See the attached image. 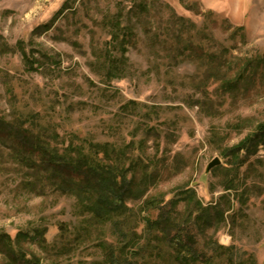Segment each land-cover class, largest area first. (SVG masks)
<instances>
[{
	"label": "rangeland",
	"instance_id": "obj_1",
	"mask_svg": "<svg viewBox=\"0 0 264 264\" xmlns=\"http://www.w3.org/2000/svg\"><path fill=\"white\" fill-rule=\"evenodd\" d=\"M171 9L209 26L213 41L204 39L206 53L230 49L225 66L232 76L249 62L238 90L224 91L219 78L208 79V60L175 64L157 56L166 45L156 42L155 28L168 35ZM116 14L138 39L127 45L120 77L111 78L100 50ZM27 56L37 60L35 67ZM29 109L51 118L61 144L78 134L118 147L129 144L128 155L150 161L155 175L145 196L130 201L126 223L135 243L148 247L146 258L136 261L171 264L168 256L155 257L141 203L194 190L204 205L226 207L223 195L231 198L225 222L200 235L201 245L230 248L223 258L233 253L236 264H264V147L240 167L232 151L264 124V0H0V116L11 120ZM8 152L0 139V232L12 238L30 232L32 238L21 244L43 264H99L108 255L102 240L119 246L114 229L98 223L86 240H76L83 227L75 198L30 190L23 183L27 168ZM216 157L221 162L207 170ZM228 184L235 187L227 190ZM185 200L179 217L187 202L193 206ZM37 228L43 234L34 238ZM5 261L0 252V263Z\"/></svg>",
	"mask_w": 264,
	"mask_h": 264
},
{
	"label": "trees",
	"instance_id": "obj_2",
	"mask_svg": "<svg viewBox=\"0 0 264 264\" xmlns=\"http://www.w3.org/2000/svg\"><path fill=\"white\" fill-rule=\"evenodd\" d=\"M120 17V14H116L111 18L108 24L109 39L100 50L111 78L118 77L119 72L124 71L128 59L127 45L138 39V33L131 25H123ZM165 22L168 35L158 27L155 28L156 42L166 45L164 53L158 51L157 56L170 57L175 64L187 58L208 60L207 78H219L220 87L224 91L238 90L239 79L246 73L249 62L238 68V74L232 76L225 66L231 62L227 56L230 50L228 47L222 46L220 52L205 51L204 39L213 41L209 26L198 25L178 15L173 9ZM27 60L30 67H35L36 59L27 56ZM260 62L262 67L263 63ZM221 66H224L223 69H220ZM76 136L77 140L72 139L67 145L61 144L60 133L51 118L46 119L40 111L34 109L20 112L11 120L0 116V139L9 149L8 155L17 165L27 168L23 182L25 186L38 194L50 189L60 195L75 198L83 227V231L75 235L76 240H86L85 236L90 234L93 223L114 229L120 244L115 247L112 242L102 240L108 255L99 264H145L143 260L136 261L135 258L147 256L148 247L135 243L132 229H127L126 223L133 210L130 201L145 196L148 181L155 175L148 169L150 161L146 159L143 162L128 155L129 144L118 147L113 142L95 141L78 134ZM259 146L264 147V124L232 149L237 153L238 162L235 165L240 167L246 158L257 153ZM234 187L228 184L226 189ZM222 198L228 203L226 207L218 202L204 205L197 199L194 190H188L181 198H146L141 205L147 211L144 218L147 230L155 238V257L168 256L171 264H236L233 253L223 258L222 252L230 248L217 243L211 246L203 242L201 245L199 238L214 224L225 222L231 198L229 194ZM185 199H191L193 206L191 201L187 202V210L179 217L178 206L182 201H187ZM152 210L157 212L155 217L148 213ZM35 231L34 238L43 234L40 228ZM31 238L30 232L20 231L15 238L0 232V252L6 256V261L0 264H43L40 257L33 255L21 244ZM206 245L210 248L206 249ZM58 264L74 262L69 260Z\"/></svg>",
	"mask_w": 264,
	"mask_h": 264
},
{
	"label": "water",
	"instance_id": "obj_3",
	"mask_svg": "<svg viewBox=\"0 0 264 264\" xmlns=\"http://www.w3.org/2000/svg\"><path fill=\"white\" fill-rule=\"evenodd\" d=\"M220 159L218 157L214 158L209 164H208V167H207V170H210L213 166H216L220 163Z\"/></svg>",
	"mask_w": 264,
	"mask_h": 264
}]
</instances>
